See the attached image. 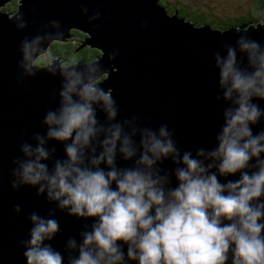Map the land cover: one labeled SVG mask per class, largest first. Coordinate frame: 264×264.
Returning <instances> with one entry per match:
<instances>
[{
    "label": "clouds",
    "instance_id": "obj_1",
    "mask_svg": "<svg viewBox=\"0 0 264 264\" xmlns=\"http://www.w3.org/2000/svg\"><path fill=\"white\" fill-rule=\"evenodd\" d=\"M99 17L97 11L89 22ZM12 21L18 31L27 28L23 14ZM236 32L235 45L223 44L226 55L214 54L222 93L216 100L227 105L216 146L194 152L178 145L167 124L118 119L113 89L101 87L99 62L48 63L45 70L62 81L59 104L44 114L46 132L19 145L10 183L13 190L36 189L71 217L92 220L79 240L65 242L67 264H264V130L253 133L264 120L254 102L264 101V45L247 28ZM62 36L60 22L52 20L43 34L21 41L23 76H36V57ZM53 141L63 145L62 159L54 158ZM166 161L171 169L161 167ZM14 212H21L19 205ZM28 220V239L20 242L26 264H64L51 244L61 231L55 211L32 212Z\"/></svg>",
    "mask_w": 264,
    "mask_h": 264
},
{
    "label": "water",
    "instance_id": "obj_2",
    "mask_svg": "<svg viewBox=\"0 0 264 264\" xmlns=\"http://www.w3.org/2000/svg\"><path fill=\"white\" fill-rule=\"evenodd\" d=\"M3 1L0 0L1 5ZM10 3H13L10 14L0 10V264H26L20 242L28 239L32 226L28 215L38 212L47 217L50 211H55L61 229L51 244L64 255L67 264L65 242L69 237L79 240L83 225H91L92 220L67 215L43 196L37 197L34 188H11L10 168L12 160L21 156L19 145L33 142L34 132H46L42 120L49 109L58 107L62 83L59 76L52 77L45 70L54 60L46 54L41 64H34L38 69L35 77L23 76L19 68L21 41L43 34L44 26L52 20L60 22L63 32L62 37L52 40H64L70 36L69 32H78L81 41L75 39V46H90L95 59L88 62L79 58L72 64L99 62L105 71L101 87L113 89L120 109L118 119L135 116L142 125L153 128L167 124L174 131L178 145L194 152L199 147L216 146L215 137L227 106L223 100H216L222 93L214 54L220 51L226 55L223 44L235 45L239 37L237 29L247 28L264 45V10L257 23L244 21L219 30L211 29L207 23L197 25L176 10L168 13L158 0H13ZM84 8L88 13L83 12ZM97 11L99 19L89 22V17ZM19 14L27 22L23 31H18L12 21ZM113 54L114 58L109 59ZM246 63L243 58V64ZM53 93L57 95L54 97ZM254 102L264 109V101ZM98 119L103 122V113H98ZM261 130L264 120L253 126L254 134ZM52 147L56 148L54 158L62 159L63 145L53 141L49 143V148ZM119 163L121 167L131 166V162ZM161 167L173 166L166 161ZM238 178L237 174L227 179ZM220 179L226 182L225 178ZM16 205L21 208L19 214L14 212Z\"/></svg>",
    "mask_w": 264,
    "mask_h": 264
},
{
    "label": "rangeland",
    "instance_id": "obj_3",
    "mask_svg": "<svg viewBox=\"0 0 264 264\" xmlns=\"http://www.w3.org/2000/svg\"><path fill=\"white\" fill-rule=\"evenodd\" d=\"M159 1V0H158ZM7 3H2L0 4V10L8 12L13 11V7L11 9L6 8V6H9V1H6ZM168 4L173 6H178L180 5H186L185 7L188 11L192 12L193 14L196 12H199V16H207L211 20L218 21V20H223V19H229V18H236L239 16H243L246 14L247 11L251 10L254 8V2L253 0H167ZM13 4V3H12ZM179 7V6H178ZM166 10H169L170 7H165ZM177 13H180V9H175ZM168 12V11H167ZM169 13V12H168ZM189 16L186 17V19ZM189 21L192 22V20L188 19ZM259 22V21H258ZM194 23V22H193ZM211 29H219L222 30L221 27L213 26L212 24L210 25ZM70 39V38H69ZM76 39L80 41V36H77ZM67 40V39H66ZM72 41V45L74 46V51L82 48L83 46H75V39H70ZM54 40H50L47 44V48L45 46V50L41 53L44 54L45 52H50V44ZM60 41V40H59ZM62 41H65L62 40ZM53 50V46H52ZM67 53V52H66ZM54 53L51 51L50 57H53L54 60L62 62L66 65L72 64V59H70V56L68 53ZM81 57H78V59ZM75 61L77 60L74 59ZM35 64V63H34ZM41 64V63H39Z\"/></svg>",
    "mask_w": 264,
    "mask_h": 264
},
{
    "label": "trees",
    "instance_id": "obj_4",
    "mask_svg": "<svg viewBox=\"0 0 264 264\" xmlns=\"http://www.w3.org/2000/svg\"><path fill=\"white\" fill-rule=\"evenodd\" d=\"M13 1V0H10ZM9 1V6H6V8L11 9V7H13V4L10 3ZM159 4L165 6V7H170L169 10H167L169 13H171L172 11H174L175 9H180V15H184L185 17L189 16L188 19L192 20V22H194L195 24L199 25L202 23H207L209 25H213V26H217V27H221L223 28H227L230 25H238L240 22H244V21H255V23H257L263 13L264 10V0H253L254 2V8L247 11L245 15L243 16H239L236 18H229V19H223V20H218V21H214L211 20L209 17L207 16H203L200 17L198 14L199 12L196 13H192L190 11H188L185 7H187L186 5H183L180 7V5L178 6H174L176 4H174L173 6L169 5L167 0H159L158 1ZM70 33V39H76L77 36H79L78 32H69ZM70 39H67L65 41L62 40H54L51 42L50 44V52H45L44 54H40L36 57L34 63L35 64H39L41 63L44 55H48L50 56L51 51L54 53H68V55L70 56V59H72L73 61H75L74 59H78V57H82L84 60L86 61H92L94 58L93 53L91 51L90 46H83L82 48L74 51V46H70L72 45V41ZM52 46H53V50H52ZM66 53V54H67Z\"/></svg>",
    "mask_w": 264,
    "mask_h": 264
},
{
    "label": "flooded vegetation",
    "instance_id": "obj_5",
    "mask_svg": "<svg viewBox=\"0 0 264 264\" xmlns=\"http://www.w3.org/2000/svg\"><path fill=\"white\" fill-rule=\"evenodd\" d=\"M8 1H10V0H8ZM5 3H7V2H5ZM163 6V5H162ZM164 7V6H163ZM165 9V8H164ZM166 10V9H165ZM167 11V10H166ZM173 12V11H172ZM171 12V13H172ZM179 14V13H178ZM180 15V14H179ZM186 18V17H185ZM188 19V18H187ZM70 37V36H69ZM69 37L67 38V39H69ZM78 40V39H77ZM81 40V39H80ZM82 58V57H81ZM73 62V61H72Z\"/></svg>",
    "mask_w": 264,
    "mask_h": 264
},
{
    "label": "bare ground",
    "instance_id": "obj_6",
    "mask_svg": "<svg viewBox=\"0 0 264 264\" xmlns=\"http://www.w3.org/2000/svg\"><path fill=\"white\" fill-rule=\"evenodd\" d=\"M5 2H6V0H5V1H3V3H5ZM66 39H67V38H66ZM66 39H65V40H66ZM80 41H81V40H80Z\"/></svg>",
    "mask_w": 264,
    "mask_h": 264
}]
</instances>
